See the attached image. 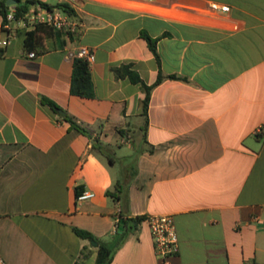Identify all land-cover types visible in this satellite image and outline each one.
<instances>
[{
	"label": "crops",
	"instance_id": "1",
	"mask_svg": "<svg viewBox=\"0 0 264 264\" xmlns=\"http://www.w3.org/2000/svg\"><path fill=\"white\" fill-rule=\"evenodd\" d=\"M37 1L66 4L76 29L40 30L29 51L22 32L35 25L0 29L5 263L93 264L95 246L71 226L101 240L112 235L119 204L105 190L118 179L111 167L122 157L127 204L121 210L170 214L178 249L161 261L142 221L109 264H264V0ZM212 2L228 10L212 9ZM144 34L155 39L157 58ZM79 46L93 52L90 97L69 90ZM119 66L146 85L165 75L144 107L139 84L115 76ZM65 114L106 145L111 163L87 151L90 139ZM122 145L132 150L110 155L107 147ZM76 187L93 196L76 200ZM85 246L90 252L80 259Z\"/></svg>",
	"mask_w": 264,
	"mask_h": 264
},
{
	"label": "trees",
	"instance_id": "2",
	"mask_svg": "<svg viewBox=\"0 0 264 264\" xmlns=\"http://www.w3.org/2000/svg\"><path fill=\"white\" fill-rule=\"evenodd\" d=\"M15 3L12 5L13 10V20H6L5 15L9 10L11 5H6V0H0V29L4 30V25L12 22H16L19 19L23 18L24 13L27 11L30 5L34 3H39L37 0H14ZM40 6L49 7L44 3H39ZM56 8L63 10L65 13L71 15L72 10L64 3H57L55 5ZM46 28H51L50 26L44 24H36L32 29L26 30L22 32V45L23 48L27 51L35 49L38 44V36L37 32L40 30H45ZM147 42V46L150 51L157 58L155 52V39L148 37L147 35H143ZM113 72L116 77H124L126 76L130 82L139 84L140 88L144 92V97L142 99V107L146 104L148 99V94L150 89L157 84L165 75L161 73L157 74L155 81L146 85L139 78L138 74L129 69L128 66H119L113 68ZM168 77H174V75H167ZM70 93L81 96V97H90L92 84L90 79V74L88 70V63L81 57H76L72 62V72H71V83H70ZM41 101L46 104L49 108L55 109L57 106L55 103L47 97H41ZM63 119L68 122L69 126L79 132L80 134L88 137L90 139V146L88 148V152L98 151L105 156L109 163L112 162L110 156L103 153V149L106 148L105 144H102L96 137H92L90 131L77 122L72 116L65 114ZM135 170L133 168L130 171L129 176H133ZM81 192V189L76 187L74 189V195L77 196L78 193ZM105 195L108 196L113 202H118L119 209L116 212V226L112 233V235L107 240H101L95 237L92 233L87 231L86 229L79 228L76 226H71L72 232L82 239H86L89 242L95 241L96 245L94 248L95 258L93 264H109L115 251L121 246L123 241L125 240L127 234L137 228V226L145 220L147 215L139 214L128 216L123 213L121 210L124 204H127V193L125 189V183L122 179H116L113 182L111 189L105 190ZM119 220L123 221V229L121 232H117L116 227L118 225ZM90 250L85 246L80 251V259L86 258L89 254ZM241 264H257L253 259L250 261L242 262Z\"/></svg>",
	"mask_w": 264,
	"mask_h": 264
},
{
	"label": "built area",
	"instance_id": "3",
	"mask_svg": "<svg viewBox=\"0 0 264 264\" xmlns=\"http://www.w3.org/2000/svg\"><path fill=\"white\" fill-rule=\"evenodd\" d=\"M212 9H219L220 11H227L228 6L225 4L210 3ZM5 19L13 20V10L9 9L6 12ZM16 22H20L23 27L33 26L36 24H44L53 29L65 32H72L76 29V23L72 20L69 14L56 7L35 6L29 7L24 13L23 18ZM4 39L0 40V46L5 45ZM29 57H33L34 53H27ZM78 57L83 58L87 63L93 60V52L85 47L79 46L77 48ZM93 193L81 191L75 197L76 200L81 201L91 198ZM149 229L152 247L155 255L164 261L167 257L177 252V236L175 233L172 216L170 214H152L147 215L144 220ZM264 226V223H263ZM0 264H6L0 256Z\"/></svg>",
	"mask_w": 264,
	"mask_h": 264
},
{
	"label": "rangeland",
	"instance_id": "4",
	"mask_svg": "<svg viewBox=\"0 0 264 264\" xmlns=\"http://www.w3.org/2000/svg\"><path fill=\"white\" fill-rule=\"evenodd\" d=\"M140 134V133H139ZM138 135V134H137ZM140 136V135H139ZM138 143H139V140H135V141H133V146H137L138 145ZM108 148V150H109V153L111 152V156L112 155H114L112 152H113V150H114V152L116 153V157L117 156H119L120 154H123V153H125V152H128V151H130V150H132V148L131 149H128V148H125L124 147V145H122L120 148H113V147H107ZM118 158V157H117ZM120 158V157H119ZM102 159L105 161V163L106 164H109L108 163V161H107V159L105 158V156H102ZM123 158L121 157L120 158V160L119 161H115L113 164H112V167H111V172H112V174L114 175V176H116V178H118V179H121V177H122V172H123V170H124V168H125V160H127L126 158H125V160H122Z\"/></svg>",
	"mask_w": 264,
	"mask_h": 264
},
{
	"label": "water",
	"instance_id": "5",
	"mask_svg": "<svg viewBox=\"0 0 264 264\" xmlns=\"http://www.w3.org/2000/svg\"><path fill=\"white\" fill-rule=\"evenodd\" d=\"M14 3H15L14 0H6V5H13ZM58 112H59L61 115L64 114L61 110H58ZM122 229H123V221H122V220H119L118 225H117V227H116V230H117V232H121ZM90 244H91L92 246H95V245H96V242H95V241H90Z\"/></svg>",
	"mask_w": 264,
	"mask_h": 264
}]
</instances>
